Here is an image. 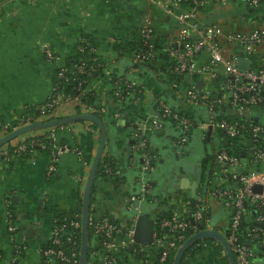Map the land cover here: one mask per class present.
<instances>
[{"label": "crops", "instance_id": "0c3cea01", "mask_svg": "<svg viewBox=\"0 0 264 264\" xmlns=\"http://www.w3.org/2000/svg\"><path fill=\"white\" fill-rule=\"evenodd\" d=\"M6 1L0 0V8ZM235 6L241 14L251 16L246 6L240 3ZM259 13H252L255 15L252 23H262ZM202 22L219 25L203 19ZM147 24L156 35L157 65L130 70L132 55L121 57L122 52L115 45L136 42ZM180 31L177 21L148 0H19L9 10L0 9V119H9L22 114L26 108L46 102L57 71L77 55L84 36L92 38L98 54L112 66L102 78V85L101 81L97 84L100 105L118 108L108 96L114 76L130 70L129 79L136 80L137 84L143 81L144 87L133 92L142 95L128 101L124 111H117L111 122H105L107 142L103 157L111 159L114 174L96 177L91 197L92 214L119 223L123 230L129 227L135 207L156 221V230L157 223L166 214L189 215L200 193L229 185L221 171L207 169L209 161L218 168L215 156L222 149L220 142L224 138L213 131L209 137L210 128L197 127L182 142L181 127L157 113V101L162 100L180 116L202 123L208 120V110L189 104L168 83V75L160 72L169 63L168 44L180 36ZM47 49L53 51V61L47 60ZM233 53L228 54L230 59ZM199 61L206 62L207 56ZM76 112V108L66 105L63 116L72 118L78 116ZM117 114L121 116L116 117ZM155 122L161 125L160 129L151 128ZM26 136L20 138L25 140ZM56 137L59 143L76 151L62 156L52 173L48 174L53 165L48 153L15 161L9 169L4 167L0 171V264H13L15 260L21 264H43L41 252L52 240L57 215L83 209L85 189L102 133L91 122H72L57 127ZM142 144L155 150L152 156L157 169L150 168L154 173L148 176L143 174L144 164L138 165L139 155H144L145 148L139 149ZM175 154L183 155V159L175 161ZM185 164L192 172L184 171ZM146 185L150 186V193L144 196ZM147 196L151 198L147 200ZM220 206L221 202L212 200V209L218 210ZM7 211L13 213L18 227L14 242L7 229ZM218 224L223 226L224 222ZM103 252L102 239L95 235L88 245L87 262L102 264ZM196 252L187 262L195 258ZM147 253L155 262L157 251L147 248ZM142 262V257L123 251L118 255V264Z\"/></svg>", "mask_w": 264, "mask_h": 264}, {"label": "built area", "instance_id": "2783aa9c", "mask_svg": "<svg viewBox=\"0 0 264 264\" xmlns=\"http://www.w3.org/2000/svg\"><path fill=\"white\" fill-rule=\"evenodd\" d=\"M160 8L166 16L174 19L181 26L180 36L168 44V61L173 64V74L188 75L194 78L192 87L184 83H172V87L181 93V96L194 107H203L208 110V120L197 122L196 120L180 116L173 111L164 101L158 100L159 109L163 112L162 118H171L183 130L182 142L186 141L191 134L192 127L210 128L215 133H221L224 141L242 140L247 143L252 142L250 155L251 164L256 168L248 173L241 171L240 159L235 155H230L224 149H220L216 154V163L220 171L225 174V178L230 184H235L236 188L228 185L224 189H213L205 193H200L194 202L192 211L187 216H180L172 213L170 218H165L157 223L154 232L153 243L150 246H142L134 241L135 225L137 215L141 212L137 207L132 209L133 217L130 219L129 227L123 230L119 223L111 219L90 216L89 224L95 229L96 236L102 239L103 260L102 264H118L120 251L127 255L141 256L142 264H161L168 261L173 250L180 248L187 240L203 230L217 231L226 238L234 254L236 264H258L264 263V121L256 122L251 108L261 105L264 115V0H148ZM231 1L234 4L243 2L250 12H260L262 23L250 31L228 32L217 24H206L202 22L200 12L209 5L226 6ZM141 37L147 44V53L132 52L131 61L134 66L139 64L151 65L157 61L155 50L156 35L150 24L143 26L140 31ZM88 44L89 41L82 38L79 44ZM231 50V51H230ZM80 53L85 52V48L79 46ZM94 55L99 56L97 48L91 50ZM234 52V53H233ZM46 58L49 61L55 59L51 49L46 50ZM233 53L232 58L228 54ZM242 53V54H241ZM207 56V61L200 63L199 58ZM249 61V69L243 70L238 66L239 59ZM64 65L58 71V78H65L67 69ZM134 69V68H133ZM85 74L82 67L78 70ZM201 78L205 80V85L201 90L196 89V82ZM213 80L216 83L213 84ZM81 85L76 88L77 95L65 97L58 93L53 86L52 93L48 100L36 106L37 114L31 113V108H26L22 114H16L0 123V138H4L10 133L36 123H46L63 119V112L66 105H70L82 114L95 115V113H105V107L99 109L86 105L83 102L84 93L81 92ZM186 90L182 93L181 88ZM129 88L136 91V84H130ZM97 85L92 90H96ZM122 99V98H120ZM77 114V112H76ZM117 114L116 117H120ZM146 125L144 124V127ZM151 128L156 130L161 128L155 122ZM57 127L50 129L47 139L33 141V147L28 148L26 141L29 135L22 142L15 145H5L0 148V171L7 169L15 161L28 160L30 157L48 153L53 160L48 174L55 170V163L65 154L76 151L65 143H59L56 137ZM41 131H36L33 136L42 135ZM35 147V148H34ZM144 171L152 168L154 157L149 152V147H144ZM31 159V158H30ZM109 176L114 174L113 168L108 166L105 171ZM256 186L262 187V193L256 194L253 189ZM150 193V186H145L144 196ZM225 198V206L234 211L233 223L229 234H225L222 226L215 227L210 219L205 217V213L212 209V200ZM250 198L255 204L257 217L253 220L254 225L249 226L246 238L241 240L238 230L245 218H248V211L245 201ZM133 201H138L133 198ZM7 229L11 242H14L17 233V224L11 211H7ZM190 216L193 217L190 220ZM60 222L55 218L52 232V246L42 250L45 260L53 258L62 264H80L81 244L77 237H69L71 251L66 252L62 248V234L70 233V228L82 230V218L75 213L70 222ZM204 222V226L199 224ZM122 238H119V236ZM257 243L254 244V242ZM251 243V244H249ZM139 245L140 247L136 246ZM208 247L207 244L201 248ZM147 248H154L157 251L156 261L152 262L148 257ZM200 248V249H201ZM262 252H259V249ZM18 249V248H17ZM19 250V249H18ZM225 257L227 253L224 252ZM228 258V257H227ZM47 262H50L49 260ZM13 264H21L17 260ZM54 264V263H52Z\"/></svg>", "mask_w": 264, "mask_h": 264}, {"label": "trees", "instance_id": "16d2710c", "mask_svg": "<svg viewBox=\"0 0 264 264\" xmlns=\"http://www.w3.org/2000/svg\"><path fill=\"white\" fill-rule=\"evenodd\" d=\"M19 0H7L6 1V5L2 6L0 9H8V5L12 4L11 6L13 7V5L18 2ZM83 38H85L86 40L89 41L88 44H79V46H82L85 48V52L84 53H80L78 51L77 55L69 58L67 60L66 63V76L65 78H58L57 74L59 71H57L55 77H54V87L57 89L56 91L58 93L63 94L65 97H70V96H75L77 95V90L76 88L79 87L81 85V81H85L84 84H82L81 86V92L84 93V97H83V102L86 105H91L93 106V108L95 109H99L102 105H100L99 103V94L95 91L92 90L94 88V86H96L99 81L105 76V74L109 73L112 69V66L110 64H108L107 59L104 56H96L94 55V53L91 52L92 48H96L95 44L93 43L92 38H90L89 36H84ZM79 49V47H78ZM115 49L119 52H122V56L124 57L125 55L127 56V58L130 56V53L132 52H141V53H147L149 51V48L147 46V44L144 42V39L141 37V34H139V38L136 42L131 43V44H126V45H115ZM121 61V60H120ZM157 61H155L152 66L157 65L156 64ZM130 67L129 69L132 70L133 68H145L147 66V64H139L134 66L131 63L129 64ZM82 67L83 70L85 71V74L80 73L78 70L79 68ZM129 70V71H130ZM129 71H127L125 74L120 75V76H114V80L112 83L111 88L108 90V96L110 98L113 99V102L116 104V106L118 108L114 109V108H110L106 105L105 108V113L100 114V113H95V116L100 118L104 123L105 122H111V120H113L114 114L118 111V112H122V110L124 111V107L126 105V103L128 101H134L135 99H138L139 93H136L135 95L133 94V90H131L129 88L130 84H136L137 89L140 87H144V83L143 81H140L138 84L136 83V80L133 79H129V77L127 76ZM161 73H165L166 75H168V83H184L186 86L192 87L194 85V78H192L191 76L188 75H178V74H173V64L167 63V65L164 66V69L161 68L160 69ZM132 78V76H131ZM139 86V87H138ZM141 97V96H140ZM122 98V99H120ZM123 105V107H122ZM120 106V108H119ZM105 107V106H104ZM158 111V115L160 117H162L163 112L159 109V107H157ZM252 112L254 113V119H256V122H261L264 121V115L262 114L263 109L261 105H256L254 107L251 108ZM31 113L37 114V110L35 109V107L31 108ZM81 111L78 107L77 110V115H81ZM3 120L0 119V123H2ZM91 125L94 128H98V126L94 123L91 122ZM37 131H41L43 134L40 136H33V133L36 131H33L31 133H28L29 135V139L26 141V145L28 146V148H32L33 146V141L35 140H40V139H47V137L49 136L50 132L48 129H41V130H37ZM196 131V126L192 127V131H191V135ZM219 133V132H218ZM27 135V136H28ZM220 137H223L221 133H219ZM1 140V139H0ZM22 142V139L20 137L16 138L15 140L5 144V145H15ZM221 148L224 149L225 151H227L230 155H235L240 159L241 162V171L248 173L250 171H253L254 168L253 164H251V155H250V148L248 146V143L242 140H231V141H221ZM5 145H3L2 147H4ZM0 147V148H2ZM35 148V147H34ZM243 152H246V156H243ZM108 166H111L113 168L114 171V165L111 161L110 158H108L107 156L103 157L102 162L100 164L98 173H97V177L101 178V177H105L106 175H108L105 171L106 168ZM230 188H236L235 184H230L229 185ZM151 198V196L146 197L147 200H149ZM219 202H221V206L220 209L215 210V209H211L208 212L205 213V217L210 219L212 225H214L215 227H219V222L222 221L224 222V225L222 226V229L224 230L225 234H229L230 230H231V226L233 223V216H234V211L232 209H229L225 206V198H222L220 200H218ZM92 203L90 204L89 207V218L90 216H95L93 215V211L91 210L92 208ZM195 206V205H194ZM245 207L246 210L248 211V218H245L242 222V224L239 227L238 230V235L241 238V240H244V238H246V232H247V228L249 226H253L254 225V219L257 217V210L255 207V204H253L250 200V198H247V200L245 201ZM82 213H83V209H80V211L78 212V214L81 216L82 218ZM262 213L264 214V210L262 211ZM75 213H65V214H61V215H57L56 219L59 220V224L61 225V222H65V219H68V222H70V220H72V218H74ZM172 215V213L166 214L163 219L165 218H170ZM96 217V216H95ZM193 217L190 216V220H192ZM162 220V219H161ZM257 226H261L264 227V225H260V224H256ZM199 227L201 228V224H199ZM70 232H72V234H70L69 232L66 234H62V240H63V246L62 248L66 250V252H70L71 251V247L70 244L67 242L69 237H77L79 243L81 244V250L82 251V238H83V234H82V230L80 232V230H74L72 228H70L69 230ZM96 231L95 229L89 224V242L90 243V239L95 237ZM208 242V240H200V241H196L195 243H193V245L190 247V249L187 251V253L185 254L184 258L181 261V264H187L189 257L193 256L194 253L201 248V245H203V243ZM212 244L216 245V247H219L221 249V252H225V249L223 248V246L221 244H218L217 242H215L214 240L211 241ZM257 243V241L254 242V244ZM207 244V243H206ZM251 244V243H249ZM89 245V244H88ZM52 246V242H50L44 249L50 248ZM137 247H140L139 245L136 244ZM180 248H178L177 250H173L168 258V261L163 263V264H173L175 256L178 252ZM259 252H262V249H259ZM141 257V256H138ZM227 260V262L225 264H229L228 262V258H225ZM50 262H47V261ZM81 261V258H80ZM62 264L60 262L55 261L53 258H47V260H45L43 262V264ZM87 264H89L87 262ZM155 264H161L160 261L156 262Z\"/></svg>", "mask_w": 264, "mask_h": 264}, {"label": "water", "instance_id": "95a60500", "mask_svg": "<svg viewBox=\"0 0 264 264\" xmlns=\"http://www.w3.org/2000/svg\"><path fill=\"white\" fill-rule=\"evenodd\" d=\"M238 66L243 69V70H247L249 69V61L247 59H239L238 61ZM216 83V80H213V84ZM205 85V80L203 78H201L199 81L196 82V89L197 90H201L203 88V86ZM92 122L94 124H96L101 133H102V140H101V145L100 148L98 150V153L95 157L94 163L92 165L89 177H88V181H87V185H86V189H85V195H84V201H83V213H82V234H83V238H82V251H81V261L80 264H87L88 261V242H89V207H90V203H91V197H92V190H93V186H94V182L96 180L97 177V173L100 167V164L102 162L105 150H106V142H107V129H106V125L105 123L98 117H96L95 115H87V114H81L72 118H63V119H59V120H55V121H50V122H46V123H36V124H32L29 126H25L23 128H20L12 133H10L9 135H7L6 137L2 138L0 140V147H2L3 145L15 140L16 138L23 136L25 134L31 133L33 131H37V130H41V129H49V128H54V127H60V126H64L66 124L72 123V122ZM212 129L208 130V134L209 137L211 135ZM132 142H135V140H133ZM141 143L144 142V139L140 140ZM144 144L139 146L140 150H143V146ZM248 146H252V142L250 141L248 143ZM149 152L151 154L155 153V150L153 148H150ZM140 159L138 161V165L141 166L145 163L144 161V157L141 155ZM243 156H246V152H243ZM179 159L182 160L183 159V155L175 154V161ZM185 160H187L188 158H184ZM137 164V161L135 162ZM189 165H184V171L185 172H192L191 170L189 171L188 169ZM193 169V166H191ZM143 168V166H142ZM152 168L154 170L157 169L156 167V163H152ZM143 170V169H142ZM154 173L153 170L148 169L145 171V173L143 172V174L146 176H148L149 174ZM262 187L261 186H256L253 189V192L256 194H261L262 193ZM148 197V196H147ZM17 199V198H15ZM137 221H136V225H135V233H134V241L135 243L142 245V246H150L153 243V237H154V232H155V226H156V221L148 216L147 214L140 212L137 215ZM202 226H204V222L201 223ZM207 239H211L214 241L219 242L223 248L225 249V252L227 253V257L229 260V264H236L235 261V257L234 254L231 250V247L229 246L226 238L223 236V234H221L220 232L217 231H210V230H203L200 233L196 234L195 236H193L192 238H190L189 240H187L178 250L174 262L173 264H181L182 259L184 258L185 254L187 253V251L190 249V247L193 245V243H195L196 241H200V240H207Z\"/></svg>", "mask_w": 264, "mask_h": 264}, {"label": "rangeland", "instance_id": "374dc122", "mask_svg": "<svg viewBox=\"0 0 264 264\" xmlns=\"http://www.w3.org/2000/svg\"><path fill=\"white\" fill-rule=\"evenodd\" d=\"M239 3L244 5L243 2L239 1ZM11 5L12 4L8 5V10L12 8ZM246 11L250 12V10H248L247 8H246ZM250 13H251V16H248V17H247V14H241L240 12H238L237 7L235 6L234 2L231 1L226 6L209 5L200 12V16H202V19L208 23H218L219 26L221 27L223 26L227 29L231 28L236 31H245V30H251L252 27H258V23H252V21H254L252 19L255 17V15H252V13H255V12H250ZM102 82L103 81H101V85H102ZM101 85L99 84V88L101 87ZM185 90H186L185 87L181 88V91L183 93L185 92ZM18 110H20V108ZM50 129H53V128H49L48 130ZM207 169L208 170L213 169L216 172H220V169L213 166L211 164V161H209V163L207 164ZM207 240L208 242L206 243L208 247L199 249L195 254L196 255L195 258L194 259L191 258L187 264H225L227 262V260L225 259L226 257L224 253L221 252V249L219 247H216V245L212 244L211 239H207ZM206 243H203V244L205 245ZM217 243L220 244L219 242ZM151 253H154V250H152Z\"/></svg>", "mask_w": 264, "mask_h": 264}, {"label": "flooded vegetation", "instance_id": "af4514ba", "mask_svg": "<svg viewBox=\"0 0 264 264\" xmlns=\"http://www.w3.org/2000/svg\"><path fill=\"white\" fill-rule=\"evenodd\" d=\"M200 171H202V170H200Z\"/></svg>", "mask_w": 264, "mask_h": 264}]
</instances>
